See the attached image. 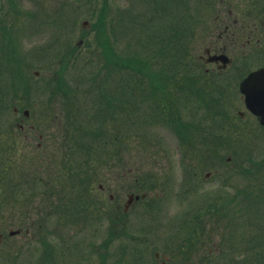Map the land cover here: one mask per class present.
<instances>
[{"label": "rangeland", "instance_id": "1", "mask_svg": "<svg viewBox=\"0 0 264 264\" xmlns=\"http://www.w3.org/2000/svg\"><path fill=\"white\" fill-rule=\"evenodd\" d=\"M12 1L0 0L2 17L9 23L15 24L12 30L14 39L8 40L16 46L14 52L20 57L23 68V78L12 81L16 82L17 87L21 79L26 80L31 95L25 99L24 93L20 91L18 97H11L9 114H4L0 119V143L8 149L9 146L6 145L8 141L14 139L18 142L16 152L4 153L2 158L4 161H12L9 180L17 183L24 176L29 178V185L17 188L13 196L6 188L0 195V254H8L14 250L12 257L14 262L42 264L41 241L47 240L56 250V260L53 264H103L96 250L110 237L112 219L108 217L118 208V214L124 213L123 221L127 231L129 232L130 228V234L136 235L142 241L148 240V244L144 245L143 254L146 264H246L245 259L240 255L246 253V247L249 245L245 237L249 238L250 232L253 235L259 234L258 227H263L264 171L259 176V184H255L252 189L257 199L247 204L244 200L240 203L239 190H244L247 181L238 177L232 179L228 177L236 174L237 170L225 167L220 162V157L214 155L205 157L202 153L180 146L179 137L162 119H159L161 123L156 121L157 124L139 126L130 136L128 124L122 123L123 125L120 126L129 144V151L124 152L122 156L129 165V170L136 167L141 168L138 169L140 174L154 173L158 182L163 184L161 187L152 191L135 188L133 184L130 185L132 176H129V181L119 177L121 171L118 166L112 169L102 167L96 169V165H99L96 160L102 164L100 159H109L108 156L103 157L98 152L90 161L96 174L94 173L95 177L91 183L92 198L89 204L92 205L88 207V211H100L98 202H105L108 209L104 210V213L108 215L93 214L88 223L87 221L84 223L85 218L81 216L59 220L54 214L47 215L48 212L53 211L49 207L53 199L49 200L44 196L43 184L38 182L35 187L33 180L35 176L42 182L53 179L55 175L53 173L61 165L66 153L63 146L65 133L62 131V127L66 124L67 106L63 105L65 97L51 94L53 87L58 83L57 71L62 60H69L66 57L69 44L78 45L81 49L77 60H104V58L94 42L95 33L91 30L92 21L89 6L84 5L85 0H16L22 14L16 22L9 13ZM254 1V5L259 4L261 8L264 6V0ZM110 2L112 8L108 14L109 21L111 18H117L118 8L129 7L141 17L139 18L141 22H144L146 17L152 18L154 24L150 32L159 33L160 14L151 11L149 0H110ZM204 2L201 4L199 0H191L188 8L191 18L195 16L196 19V40L195 37L194 39L191 37L188 42L192 59L198 62L199 60L196 59L206 57V47L215 43L218 48L226 49L225 53L234 60L235 64L223 75L224 83L228 86L227 91H224L227 97L225 105L227 110L232 111L234 117L235 132L232 137L236 143L243 145L240 144L239 153L244 155L246 149L254 159L264 160V129L258 119L246 111L238 86L250 72L264 66V13L258 15L259 10L255 12V9L252 10L253 13L248 12L247 8L252 0H222L223 3L221 0H204ZM28 13H38L39 16L32 18L27 15ZM217 15H221L220 21ZM184 23L180 24L182 28L186 26ZM187 25L191 26V21ZM121 26L115 23L109 25L106 33L117 57L127 59L129 55L142 49L141 44L138 43L139 35H134ZM83 38L93 42L89 49L85 48ZM9 41L7 38L4 39L3 43L0 42V47L5 50ZM155 51V47L150 51L151 60H156L153 57ZM149 56L148 53L146 57ZM85 72L81 63L62 74L61 80L70 93L69 101L75 104L73 113L80 112L82 118L85 116V108L90 105L89 97L84 95L89 87V77ZM80 76H82V87L77 89L76 82ZM1 77L2 87L8 85L12 79L9 75ZM165 101L166 98L161 99L162 104ZM241 112L244 116L240 118ZM179 114L186 122L192 120L190 110L185 111L184 108L179 107ZM112 125L113 123L111 127ZM193 140L191 143L194 142ZM222 153L226 155L225 158L229 156L226 151ZM198 159H201L203 164L206 163L205 159H209V167L196 175L194 169L198 166ZM230 159L232 160L231 157ZM228 179L230 182L223 187ZM193 187L197 189L196 193L187 195ZM56 188L59 190V187ZM132 194L146 197L144 201L134 204L125 212V206ZM210 196L223 198L226 206L222 211L223 216L221 219L220 217L210 219L207 218L208 216L204 217L202 213L205 227L203 233L197 234L196 240L192 242L193 252L188 249L180 251L177 247L180 244L177 241L179 239L173 235L180 218L188 212L199 215L198 210ZM234 196H237V199L232 200L234 204H230V199ZM258 207L259 209L256 210L255 208ZM99 217L100 222L104 221L100 226L96 222ZM251 221L253 225L250 230L248 227ZM97 226L100 237L91 234L96 232L94 228ZM18 231L20 233L17 235H10L11 232ZM53 233L55 236L52 235ZM252 237L255 236H251L249 240L252 241ZM61 246L65 250L61 249ZM123 249L127 251L125 256H119L122 253L120 250ZM129 249L128 241L115 242L110 251L115 254L117 252V257L107 259L106 264H133ZM15 251L19 253L17 256ZM155 254L160 256L159 260L155 259ZM83 258L86 259L85 262ZM116 259L121 261L118 262ZM0 264H4L1 256Z\"/></svg>", "mask_w": 264, "mask_h": 264}, {"label": "trees", "instance_id": "2", "mask_svg": "<svg viewBox=\"0 0 264 264\" xmlns=\"http://www.w3.org/2000/svg\"><path fill=\"white\" fill-rule=\"evenodd\" d=\"M190 1L149 0L151 6H149L150 4L148 6L151 11L160 14L158 23L160 29L159 33L155 34L150 32V28L152 29L154 24V20L150 17H146L145 21L141 22L139 21L141 17L137 13L129 7H124L118 8L117 18H111L109 21L108 14L112 8L110 0H85L84 5L89 6V15L92 21L91 30L95 33L94 42L100 48L104 60H77L81 49L78 45L69 44V52L66 54L69 60H62L57 71L56 80L58 83L53 87L51 94L61 98L65 97L63 105L67 106L66 124L62 127V131L65 133L63 146L66 153L61 165L53 173L55 174L53 179L42 182L35 176L33 180L35 187L38 182L43 184L42 187L45 188L43 191L44 196L48 197L49 200L53 199L49 206L53 211L48 212L47 215L54 214L55 217H59V220L71 216H81L82 218L87 216L85 211H88L89 205H86L88 199L85 195L91 194L90 187L95 177V172H93L95 168L93 164H90V161L92 156L98 152L103 157L108 156L110 160L112 159V162L109 159L102 158L100 159L102 164H100L96 160L95 162L99 164L96 165V169L99 167L112 169L118 166L121 171L119 177L129 181V176H132L130 185L133 184L135 188L152 191L157 187H161L163 184L158 182L154 173L145 172V175L140 174L138 169L141 168L137 169L136 167L129 170V165L122 158L124 152L129 151V144L126 142L127 136L121 132L123 129L120 127L123 124H128L130 136L139 126L157 124L156 121L160 122L159 119L166 122L169 128L179 137L180 146L202 153L205 157L210 155L220 157L219 160L225 167L237 170L236 174L228 177H231V179L238 177L247 181L244 190H239L240 203L244 200L247 204L254 201L255 198L257 199V195H253L254 191L252 189L255 184H259V176L264 171V160L254 159L246 149L244 155L238 152L242 143H236L232 137L235 132L233 129L234 117L232 111L227 110L225 105L227 97L224 90H221L225 89V86L209 85L200 75L203 70L200 72L193 60H187L192 57L188 45L191 29L187 25L189 21H191V24L193 22L188 9ZM199 2L201 4L205 3L204 0H199ZM11 4L9 13L12 14L11 17L16 22L22 17L21 9L16 4V0H13ZM2 12L3 9L0 7L1 43L6 38L7 41H9L8 39H14L12 30L15 25L3 18ZM27 15L32 18H38L39 16L38 13H28ZM114 23L124 26L134 35H139L138 43L141 44L142 50L129 55L127 59L117 57L115 48L111 45L109 36L106 33L109 25H114ZM181 23L186 26L182 28ZM9 42L5 46V50L0 47V77L9 75L12 78L8 84L10 86L6 84L3 87L0 86V119L3 118L4 114H9L11 97H18L20 91L24 93L25 99L31 95L30 86L25 83L26 80L21 79L17 87L15 86L16 82L12 81L13 79L23 78V68L19 60L20 57L14 52L16 46L11 40ZM83 42L85 48L88 49L93 43L87 38ZM153 47L156 48L153 53L156 60H151L152 54L150 51ZM142 51L144 54H142ZM148 53L150 56L146 57ZM81 63L82 70L86 71L87 73H85L89 77V87L84 95L89 97L88 103H90L85 108L83 118L80 112L73 113L75 104L69 101L70 93L67 92L66 85L61 81L62 74L68 72L72 67L76 68ZM81 77L76 82L77 89L82 87ZM162 98H166L164 104L161 102ZM184 105L191 111V121L182 120L179 114V107L185 108ZM110 123H113L112 127ZM192 140L194 142L191 143ZM17 143L14 139L8 141L6 144L9 146L8 149H5L4 144L0 143V195L6 188L10 190V194L13 196V194H16L17 188L22 185H29V178L24 176L17 183L9 180L8 174L12 161H4L2 158L4 153H15ZM223 151H226L229 155L227 158L222 153ZM204 161L206 163L203 164L201 159H198V166H195L194 174L198 175V172L209 167V159ZM229 182L228 179L223 187H226ZM56 187H59V190ZM196 191L197 189L193 187L190 194L187 195L195 194ZM30 197L33 196L30 195ZM222 199L221 196L218 199L215 196L207 197L205 204L198 210L199 215L188 212L180 218V223L176 226V231L173 234L179 239L177 241L180 244L177 247L180 251L183 252L185 249L194 250L192 242L196 240L197 234L203 233L205 227L202 213L204 217L208 216L207 218L210 219L216 217L221 219L223 216L222 211L226 207ZM236 199L237 196L232 197L229 203L234 204L232 200ZM140 201L144 200L141 198ZM255 209L258 210L259 207ZM123 215L124 213L118 214L117 212L116 219H113L112 216L108 217L112 219L110 221V231L108 230L110 237L104 243L102 242L103 244L99 248L100 260L105 264L111 258L117 257V252L115 254L110 251L112 245L115 242L128 241L129 255L131 254L133 264H146L143 254L145 252L144 245L148 244V240L142 241L136 235L130 234L131 229L129 228V232L127 231ZM262 222L263 227H258L259 234L249 233L250 237L255 236L252 237V241L249 240L250 237H245L249 245L246 247V253L240 255L245 259L246 264H264V217ZM252 225L251 221L248 227L250 230ZM256 225L259 226V224ZM55 233L52 235L55 236ZM41 246L43 247L42 264H53L56 260L55 247L50 245L47 240L41 241ZM61 249L65 250L62 246ZM120 252L122 253L119 256H125L124 254L127 251L123 249ZM18 254L15 251V256ZM13 255L14 250L8 254H0L4 264H18L16 261L14 262ZM121 259L116 260L120 262ZM82 260L86 261L85 258Z\"/></svg>", "mask_w": 264, "mask_h": 264}, {"label": "flooded vegetation", "instance_id": "3", "mask_svg": "<svg viewBox=\"0 0 264 264\" xmlns=\"http://www.w3.org/2000/svg\"><path fill=\"white\" fill-rule=\"evenodd\" d=\"M248 1V0H247ZM253 2H250V5H249V7L247 8V10H248V12L249 13H253L252 12V10H254L255 9V12H257L258 10H259V13H258V15H263V13H264V6L261 8L260 6H259V4H257V5H254L255 4V1L254 0H252ZM224 2V1H223ZM222 2V0H221V3H223ZM248 4V3H247ZM217 5V4H216ZM245 5V4H244ZM263 5H264V2H263ZM243 8H244V6H243ZM258 8V9H257ZM260 8V9H259ZM220 9L218 10V12L220 13ZM217 17H218V19H219V21H220V19H221V15H217ZM193 19V22H192V24H191V26H190V29H191V36H190V38L192 37V39H194V37H195V40H196V31H195V22H196V19H195V16H194V18H192ZM222 21H223V19H222ZM217 22V21H216ZM226 27H228V26H226ZM213 39V38H212ZM212 42V41H211ZM220 49V50H219ZM206 57H202V58H200V59H196V60H199L200 61V63H199V61L197 62V61H194L195 59H192V57H190V58H188L187 60H193L195 63H196V68H199L200 70H203L204 72L203 73H200V75H201V77H203V76H207V78H204L203 80H205V82H207L209 85H211V84H214V85H217V86H225L224 88L225 89H221V90H226V88L228 87V86H226V84L224 83V78H223V75L224 74H226V71H228L229 69H231V67L235 64V62H234V60H232L225 52H226V49H223V48H218L217 47V45L215 44V43H212L211 45H209V46H207L206 47ZM213 52V53H212ZM219 56H226V58H227V60H228V63L227 64H224L223 63V61L222 60H220V59H215L216 61H210V59L211 58H214V57H219ZM261 68H264V66H262V67H258L257 69H261ZM256 69V70H257ZM210 70H212V72H209ZM246 77V76H245ZM244 77V78H245ZM243 78V79H244ZM242 79V80H243ZM241 80V81H242ZM215 81V82H214ZM218 83V84H217ZM238 86H240V83H239V85ZM220 89V88H219ZM227 91V90H226ZM225 91V92H226ZM185 106V108H184V110L185 111H187L188 110V108H186L187 106L186 105H184ZM182 107V106H181ZM189 115V114H188ZM183 118L185 119V117L183 116ZM190 119H192V116H190ZM91 188V187H90ZM100 188V190L102 189V187L100 186L99 187ZM91 194H92V191H91ZM91 194H88V195H85V197H87V199H88V201H87V204L86 205H92V204H89L90 203V199L92 198V195ZM139 201H136V200H134L133 201V203L131 204V206H130V208H129V210L132 208V206L134 205V204H136V203H138ZM98 207H100V211L98 210V211H96V210H92V212H90V211H85V213L87 214V216L85 217V219H83V222L84 223H86V221H87V223H88V221H91V215H93V214H101V215H103V216H105V215H108V214H105L104 213V210H107L108 208H106L107 207V205H106V203L105 202H98V205H97ZM117 209L118 208H116V212L115 211H113L114 213H112V214H109V216H112V217H114L115 219L117 218L116 217V215H117ZM101 217V216H100ZM99 217V220L98 221H96L98 224H99V226L101 225V222H100V220H101V218ZM107 217V216H106ZM95 229V231L96 232H93V233H91L92 234V236H98V237H100V235H99V232H98V226L97 227H95L94 228ZM91 234H89V236H91ZM106 234V233H105ZM78 236H80L79 234H78ZM146 246V245H145ZM99 248H101L100 246H99ZM93 252V251H92ZM100 252V249H97L96 250V253L98 254ZM191 252H193V251H191ZM99 256V255H98ZM159 255L158 254H155V259L156 260H159ZM99 259H100V257H99ZM106 264V263H105Z\"/></svg>", "mask_w": 264, "mask_h": 264}, {"label": "water", "instance_id": "4", "mask_svg": "<svg viewBox=\"0 0 264 264\" xmlns=\"http://www.w3.org/2000/svg\"><path fill=\"white\" fill-rule=\"evenodd\" d=\"M215 59L222 60L224 64L228 63L226 56L214 57L210 61H216ZM240 91L244 96L247 110L260 118V124L264 126V68L250 73L240 84ZM133 199V196H130L126 208L129 207ZM136 199H139V197ZM16 234L17 232H12L11 236Z\"/></svg>", "mask_w": 264, "mask_h": 264}]
</instances>
